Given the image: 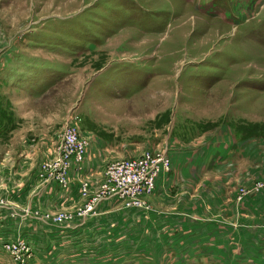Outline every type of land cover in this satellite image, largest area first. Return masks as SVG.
Listing matches in <instances>:
<instances>
[{"label": "rangeland", "instance_id": "1", "mask_svg": "<svg viewBox=\"0 0 264 264\" xmlns=\"http://www.w3.org/2000/svg\"><path fill=\"white\" fill-rule=\"evenodd\" d=\"M28 82L42 120L71 121L105 163L169 161L143 231L28 264H264V189L238 196L264 176V0H0V118Z\"/></svg>", "mask_w": 264, "mask_h": 264}, {"label": "crops", "instance_id": "2", "mask_svg": "<svg viewBox=\"0 0 264 264\" xmlns=\"http://www.w3.org/2000/svg\"><path fill=\"white\" fill-rule=\"evenodd\" d=\"M29 85L11 84L3 91L9 116L0 118V236L24 237L31 246L32 259L56 260V252H43V248L77 250L86 241L84 234H89V239L97 231L113 234L122 230L119 224L126 228L129 222L133 226L137 223L139 233L143 231L146 211L123 209L115 199L98 202L88 211L93 213L88 219L81 216L83 198L98 187L102 165L112 157L107 152L101 154L92 142L81 168L69 172L65 189L37 176L38 163L55 154L66 118L60 127L42 120L48 93L37 100L39 94H32ZM255 167L257 164L253 163L247 168ZM81 181L88 186L85 196L79 193ZM61 212L69 213L70 219L54 222L53 216ZM0 252L6 254L1 246ZM66 255L61 254L62 260Z\"/></svg>", "mask_w": 264, "mask_h": 264}, {"label": "built area", "instance_id": "3", "mask_svg": "<svg viewBox=\"0 0 264 264\" xmlns=\"http://www.w3.org/2000/svg\"><path fill=\"white\" fill-rule=\"evenodd\" d=\"M88 137L71 122L65 120L61 127L60 137L55 154L42 160L37 165V176L57 184L65 189L68 184L69 172L81 168ZM169 170V161L164 151L151 153L143 151L138 155L123 157L106 162L101 169L98 187L85 204L82 212L90 211L102 200L115 199L123 207L146 208L144 198L155 189L159 175ZM264 189V176L246 180L239 187V198ZM88 192L85 181L80 182L81 196ZM54 222L70 219L69 213H58L53 216ZM0 246L15 264H28L31 246L24 237L0 236Z\"/></svg>", "mask_w": 264, "mask_h": 264}]
</instances>
